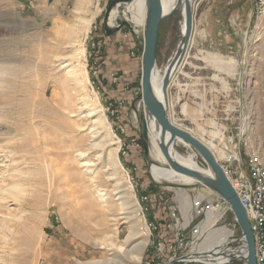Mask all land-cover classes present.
<instances>
[{"label": "rangeland", "instance_id": "rangeland-1", "mask_svg": "<svg viewBox=\"0 0 264 264\" xmlns=\"http://www.w3.org/2000/svg\"><path fill=\"white\" fill-rule=\"evenodd\" d=\"M112 1L66 0L62 9L54 8L52 2L40 14L29 5L24 7L21 0H0V250L6 255L0 264H180L175 259L189 252L197 253L201 261L191 264L216 261L220 254L228 258L226 264H244L246 254L238 257L230 252L238 250L240 242L232 241L237 237H230L229 231L223 244L198 253L208 228L204 215H194L191 202L222 197L194 178L184 183L155 179L151 174V165L161 163L151 153L154 140L150 139L147 157L141 141V21L146 7L144 0H135L123 12L132 0H118L110 13L117 9V15L129 24L108 34L103 17ZM254 12L251 0H195L187 54L167 83L166 110L172 114L178 113L183 94L191 98V84L210 80L224 95L231 118L226 144L231 148L222 150V134L214 138L222 130L211 120H203L204 130L199 133L208 143H215L211 152L222 170L229 163L226 158L234 153L238 160L230 168L245 170L247 150L257 152L264 162V11L258 16ZM93 13L88 33H81L80 25ZM110 13L107 22L113 26L116 22L110 23ZM180 22L181 14L174 10L159 23L154 67L159 74L179 45ZM116 33L134 40L137 69L134 77L128 74L123 79L111 73L101 79L95 54L102 51L100 39ZM76 44L85 49L88 81L76 67ZM219 81L225 84L222 91ZM83 101L103 110L100 124H92V117L79 113ZM110 138L119 145L114 162L105 157L112 146ZM174 149L192 156L202 170L209 169L187 142L177 140ZM134 150L137 162L130 165ZM128 184L133 197L122 190ZM179 192L189 197L191 217L187 221ZM89 201L95 212L91 219L78 217L80 222L73 213L84 206L90 210ZM123 211L136 214L146 228L147 243L140 261L130 254L124 256L137 238L130 245L124 243L130 223L121 217ZM21 221L26 222L23 230L18 225ZM199 221L204 236L182 249L180 239ZM234 226L224 228L240 234L238 225ZM14 234L28 238L14 240Z\"/></svg>", "mask_w": 264, "mask_h": 264}, {"label": "bare ground", "instance_id": "bare-ground-1", "mask_svg": "<svg viewBox=\"0 0 264 264\" xmlns=\"http://www.w3.org/2000/svg\"><path fill=\"white\" fill-rule=\"evenodd\" d=\"M79 2V1H78ZM135 2V0H132L130 3H127L124 7L123 12L126 11V8L130 6V4H133ZM194 2L195 0H161V5H162V12L164 14H168L173 12L174 10H179L180 14H181V35L184 34L185 31V27H186V19L188 14L192 15L193 9H194ZM82 4V2H81ZM130 8V7H129ZM88 10V9H87ZM118 10L114 9L112 10V12L110 13V23H115L116 19L118 17ZM143 15V12H142ZM145 15V14H144ZM94 18V13L91 14L90 17L86 18V21L82 23V26L80 25L79 29L80 32L87 34L88 30H89V25L91 20ZM144 17H142V21H141V25L144 29L145 26V20H143ZM78 47L75 48L76 52L74 53V59L76 61V67L78 68V70H82L83 74L85 76L86 81H88V74H87V70L85 67V49L84 46H82L81 44H76ZM182 47V46H181ZM180 44L178 46V53L181 50ZM187 47L184 50L183 54L180 56L181 57V61L185 58L186 54H187ZM183 62V61H182ZM75 67V66H74ZM180 70V68L178 67V64H168L166 65L163 74H159L156 72L155 68L153 70L152 73V80H151V93L152 96L159 102H163V96H162V81H163V76H164V72L167 70L168 71V76H169V81H171L174 76L175 73L177 72V70ZM77 70V71H78ZM1 71V69H0ZM79 73V72H78ZM80 76V75H79ZM81 77V76H80ZM78 78V77H77ZM83 78V77H82ZM96 100V97L94 98V102ZM139 105L142 107L143 111L144 108L142 106L141 101H139ZM88 107V109L86 108ZM171 107V104H170ZM87 109V110H86ZM79 113L83 114V116H89L92 117V124L95 125V123L100 124L103 119H104V113L103 110H101L98 106H91V104L89 105L88 102L83 101L80 105H79ZM85 113V115H84ZM145 118L148 124V129H149V139L152 138V142L154 140L156 144L152 147V154L155 158L156 161H158L159 163L163 164L165 163V158L162 155L160 149L158 148V137H159V130L158 127L154 121V119L150 116H148V114L145 113ZM171 121V120H170ZM172 122V121H171ZM173 123V122H172ZM175 124V123H173ZM107 129L108 124L106 125ZM105 129V130H107ZM105 134L107 133L108 135H110L107 131H104ZM100 133V132H99ZM95 135H97L95 133ZM101 136V135H100ZM92 140V139H91ZM179 140V139H178ZM93 142V141H92ZM91 142V148L95 149V143ZM109 142L112 144L111 147H109L106 152H105V157L106 160L108 162H114L118 160V150H119V145L117 144V141H114L113 138H110ZM177 142V140H176ZM203 142V141H202ZM109 143V144H110ZM210 151H212L213 147L215 146V143L213 142H203ZM89 145V144H88ZM98 146V145H97ZM100 151V150H99ZM169 153L170 156L172 158V160L176 163H178L179 165H182L183 167L192 169L194 171L200 172L201 174L207 176V177H211L213 176L212 171L210 169L208 170H202L199 165L195 162V160L192 158V156H183L180 153H178L174 147H170L169 148ZM102 154V153H101ZM100 156V155H99ZM161 164H152L151 165V174L153 175V177L155 179H162V180H168V181H181L184 183H188L193 181L194 179H192L191 177L182 174L180 172H177L175 170H173L170 167H166ZM12 178L14 175H11ZM10 176V177H11ZM122 190L124 192H129L131 194V196L133 195V191H132V186L131 184L128 185H123ZM125 197V196H124ZM133 197V196H132ZM178 198L180 200V209L182 211L183 216L186 218V221L188 219H190L191 217V206L189 204V197L187 194L183 193V192H179L178 193ZM124 202V201H123ZM123 204V203H121ZM89 206L91 207L90 210L85 208L84 206V210L81 209H76L74 211V217L75 219H79L78 217H84L85 219H91L93 216V212H95V207L94 205L89 201ZM129 212V211H127ZM137 213V212H136ZM123 216H121L123 219H125L126 221H129L130 223V228H129V232L124 240V243H127V245H130V243L133 241V239L137 238V241H135L132 245V247L128 250H126V254L124 256L128 257V255L130 254V258L131 259H135L137 261H140L141 259V254H142V250L144 248V246L147 243V231L146 228L144 227V225H142L141 223H139V218L136 214H132V212L130 211V215L127 214L126 212L123 211ZM137 217V218H136ZM217 215L216 214H212V213H207L206 216V221H204V225L205 227L208 228L207 234L204 238V240L202 241L201 245L199 246L198 250H200L198 253H202V252H208L211 248V246H219L221 244H223L225 241L224 236L228 234V230L224 227H213V222L216 220ZM80 222H83L82 220L79 219ZM11 224V223H10ZM14 224V222L12 223ZM67 224V223H66ZM18 225H20V229L23 228V226H26V222L25 221H21L18 222ZM23 230V229H22ZM13 239L14 240H24L26 241L27 234L26 235H22V237L14 234L13 235ZM2 242H0L1 245ZM228 252V251H227ZM9 253H7L8 256ZM227 254V253H226ZM232 255V254H231ZM6 258V255L1 254V250H0V259ZM216 261L215 262H210V261H206L207 264H222V261L224 259V256H222L221 254L216 256ZM106 261V260H105ZM94 261H88V262H84V263H80V264H93ZM102 261H98L96 263H101ZM107 262V261H106ZM105 262V263H106ZM109 262V261H108Z\"/></svg>", "mask_w": 264, "mask_h": 264}, {"label": "water", "instance_id": "water-1", "mask_svg": "<svg viewBox=\"0 0 264 264\" xmlns=\"http://www.w3.org/2000/svg\"><path fill=\"white\" fill-rule=\"evenodd\" d=\"M118 0H113L105 11L103 17V24L105 26L106 33H113L122 24H129L126 19L117 17L116 23L110 26L107 22L108 15L112 6ZM146 7L145 26L143 29V49L141 54V95L140 101L144 108V111L148 116L152 117L158 127V148L165 158L166 164L173 170L185 174L191 178H194L198 182L208 187L217 195L222 197L230 207V211L234 216L235 222L240 229V234L243 237L245 244L246 256L243 257L244 264H257L254 251V239L253 234L249 227L248 217L244 207L241 205L236 192L225 176L220 164L216 161L212 152L208 147L187 129L173 124L167 117L166 102H167V83L169 81L168 71L164 72L162 81V96L163 102L157 101L151 93V80L152 73L155 67V47L157 40L158 26L162 18L168 16L162 12L161 0H144ZM192 26V16L188 14L186 19V27L184 34L181 35L180 47L181 50L178 53L176 49L171 61L168 64H178L181 59V55L187 47L190 37V31ZM179 46V45H178ZM167 64V65H168ZM143 111V112H144ZM141 141L144 148V154L147 157L150 147L149 129L145 118V114L141 116ZM181 139L191 145L206 162L209 169L212 171L213 176L207 177L200 172L183 167L174 162L170 156L169 148L174 147L176 140Z\"/></svg>", "mask_w": 264, "mask_h": 264}, {"label": "crops", "instance_id": "crops-1", "mask_svg": "<svg viewBox=\"0 0 264 264\" xmlns=\"http://www.w3.org/2000/svg\"><path fill=\"white\" fill-rule=\"evenodd\" d=\"M52 2L54 8L62 9L65 5L64 3L66 2V0H21V4L24 5V7L29 5L30 8H32L31 10L35 12L40 11V14H45V10L47 9L48 4ZM121 34L122 33H116V35H105L100 39V43L102 42V51L100 53L98 51L99 54H95V56L97 57L95 61L98 68L97 74H102L101 79H104L106 77V74L111 73L121 74V76L119 77L123 79L126 78L128 74H130L131 77H134L137 69L138 59L135 53H137L138 49L132 37H130L129 39V37H126V35L122 37ZM222 82L219 81L221 91L225 88V84ZM191 86L193 87L192 89H190L191 98L185 97L183 94V102L179 107L178 113L174 111V114H172L171 111L167 110L169 118L173 120L176 125H179L183 129H187L197 139L203 142L206 140H204L199 135V133L204 130L203 124H205V122L210 123L211 120L213 124H216L222 130V132L220 131V133L217 134V137L215 135L214 138L217 139L222 134V138L219 142L220 147L223 151H228L231 147L229 144H226V141L230 136V131L228 128L231 118L229 115V108L224 104V95L213 88V84L210 80H203L197 85L191 84ZM104 87L105 86H103L102 89ZM207 93L208 95L206 97ZM171 100L170 104L172 107L173 103ZM171 114L172 116H170ZM175 114L177 115L176 117H174ZM203 120H205V122H203ZM227 130L228 135L225 136V131ZM131 152L132 154L130 158L132 159L130 165L137 162V158H135V153L137 151L134 150ZM133 157L135 158L134 160Z\"/></svg>", "mask_w": 264, "mask_h": 264}, {"label": "built area", "instance_id": "built-area-1", "mask_svg": "<svg viewBox=\"0 0 264 264\" xmlns=\"http://www.w3.org/2000/svg\"><path fill=\"white\" fill-rule=\"evenodd\" d=\"M253 9L256 10L255 15L262 14L264 11V0H251ZM240 135H242L240 131ZM240 142V140H239ZM242 144L246 145L244 139H241ZM240 142V143H241ZM233 159V160H232ZM237 161V154L229 155L226 161L229 162L223 167L224 173L227 175L228 180L233 187L241 205L244 207L250 230L253 234L254 239V251L257 264H264V162L260 155L251 150H247V162L245 165V170L241 169H231L230 163ZM192 209L195 216L204 215L206 218L207 213L216 214L217 218L213 225L222 223L223 227L236 225L235 219L231 214L230 207L227 202L219 197L214 200H204L202 198H194L191 202ZM227 216L231 219L227 220ZM201 221L196 223L188 233L186 237H182L179 241V246L182 249L192 247L197 244V241L204 236L205 232L202 230ZM204 224V223H203ZM235 227V226H234ZM232 237V241H239L240 246L237 247L238 250L230 249V252H234V256H244L245 244L243 237L240 234H235L233 230L226 228ZM179 235V233H178ZM178 247V249L180 248ZM231 252V253H232ZM190 254H193L190 256ZM197 253H186L178 258L176 262L180 264H191L192 262H199ZM223 264L229 262L228 258H224ZM239 260H241L239 258ZM201 262V261H200ZM215 262V261H210Z\"/></svg>", "mask_w": 264, "mask_h": 264}]
</instances>
